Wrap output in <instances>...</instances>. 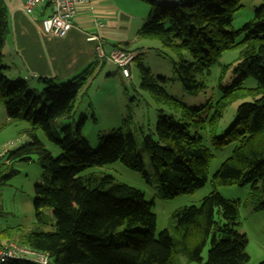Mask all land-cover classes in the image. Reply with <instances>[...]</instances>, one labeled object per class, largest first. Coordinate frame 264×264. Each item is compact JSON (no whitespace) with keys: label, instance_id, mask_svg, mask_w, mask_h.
I'll use <instances>...</instances> for the list:
<instances>
[{"label":"trees","instance_id":"16d2710c","mask_svg":"<svg viewBox=\"0 0 264 264\" xmlns=\"http://www.w3.org/2000/svg\"><path fill=\"white\" fill-rule=\"evenodd\" d=\"M146 1L150 10L136 36L155 39L175 52L173 68L186 92L201 91L209 67L223 52L238 49L231 61L236 76L228 86L219 84L222 96L209 121L214 149L229 142L235 145L212 175L210 191L199 205L175 209L170 214V226L155 233L153 202L145 200L141 190L106 172L87 171L119 160L146 176L127 120L123 128L98 134L100 145L96 149L81 133L83 116L78 122L56 124L58 119L73 118L78 92L95 75L92 65L59 84L51 78L43 79L40 92L30 88L22 77L10 79L2 63L9 31L7 8L0 0V102L6 116L4 124L25 121L27 125L20 127L18 134L28 136L1 158L0 185L18 173L12 166L14 161H29L34 155L42 170L33 187L34 223L27 228L16 225L0 229V242L15 239L46 253L49 264H184L181 257L187 263H201L208 242L207 259L202 264H245L249 260L247 236L236 230L241 201L225 198L218 187L248 186L244 206L252 211L264 210V0L237 29L231 23L247 0H184L172 5ZM140 58L136 53L140 88L172 110L165 113L159 109L154 132L142 137L161 196L170 199L191 193L206 183L211 156L202 137L191 131L194 123L203 122L193 117H198L204 106H187L170 96L161 84L165 78L154 77ZM229 64L221 67V75ZM248 79L255 85L244 86ZM237 100L241 102L235 121L224 135L216 136L215 122ZM37 129L59 149L57 156L38 138ZM45 207L50 213L43 211ZM52 220V229L45 230ZM115 233L122 241H114ZM3 264L38 263L15 259ZM257 264H264V258Z\"/></svg>","mask_w":264,"mask_h":264},{"label":"rangeland","instance_id":"374dc122","mask_svg":"<svg viewBox=\"0 0 264 264\" xmlns=\"http://www.w3.org/2000/svg\"><path fill=\"white\" fill-rule=\"evenodd\" d=\"M260 1H245L244 8L235 13L231 27L233 29L239 28L252 16L253 7ZM145 42L146 46L140 61L149 68L150 73L154 77L165 78V82L161 84H163L167 93L187 106H204L199 116L193 117L195 121L202 119L203 122L194 123L193 127H191V131H196L202 137L203 143L210 148L211 152L207 169V181L202 187L191 193L178 194L170 199H165L161 196L160 186L155 179L143 146L142 137L144 134L154 132L159 109H162L165 113H171L172 110L164 104H158L148 91L140 88V76L136 64L132 68L130 79L127 82H123L120 80L121 77L117 73L116 67L106 62L102 67V71L96 73L93 79H88L78 92L73 118L71 120L58 119L56 124L59 127L68 124L72 120L78 122L79 118L83 116L84 122L81 133L88 140L90 146L96 149L100 145L98 134L107 135L113 130L120 127L123 128L124 122L127 120L128 127L136 140L141 154L146 176L128 168L119 160L102 166H94L87 169V171L99 170L106 172L117 181L141 190L144 193L145 200L153 202L151 210L156 216L155 233H158L163 228L170 226V214L175 209L182 206L200 204L201 199L210 191L212 175L219 168L221 162L230 156L232 152L235 145L234 142H229L219 149L212 147L209 121L214 113L216 102L222 96L219 84L228 86L231 84L233 77L236 76V73L232 71L233 65H231V61L237 57L238 49L223 52L219 60L209 67V73L204 77V88L196 94H190L185 91L174 71V62L177 58L175 52L169 48L162 47L155 39H147ZM184 56L187 59L190 58L186 53ZM229 62V66L221 75V67ZM11 76H15V74L12 72ZM11 76L9 77L10 79H16ZM54 82L59 84L64 81L55 80ZM243 85L252 87L255 85V81L248 79ZM42 87L38 92L41 91ZM240 102V100L234 101L223 110L213 127V133L216 136L224 135L233 124L236 118V108ZM5 119V112L0 102V144L8 141V139L17 141V144L22 139L28 140L27 135L18 134V129L27 125L25 121L4 124ZM200 124H202L201 127H196V125ZM37 136L51 150L53 156L59 154V149L46 138L40 129H37ZM1 163L2 159H0V166ZM12 166L18 170V173L13 175L6 183L0 185V226L21 225L25 228L31 227L35 221L32 204L33 187L39 180L42 170L34 155L31 156L29 161H14ZM248 190V186H239L237 184L218 187V191L225 198L239 199L241 201L239 205V223L236 226V230L245 233L247 236L246 251L249 254V260L245 264H257L258 261L264 258V210L252 211L244 206L243 201L247 196ZM43 211L50 213V208L45 207ZM52 222L53 220L44 229H52ZM171 232L174 237V245L177 248L175 234L172 230ZM113 239L117 243L122 241V238L117 233L114 234ZM9 241L17 242L15 239ZM208 248L209 242L203 248L201 263H187L183 257L181 259L184 264H202L207 259Z\"/></svg>","mask_w":264,"mask_h":264},{"label":"crops","instance_id":"0c3cea01","mask_svg":"<svg viewBox=\"0 0 264 264\" xmlns=\"http://www.w3.org/2000/svg\"><path fill=\"white\" fill-rule=\"evenodd\" d=\"M23 2L4 0L9 31L2 63L8 77L13 72L15 76L11 77L26 79L33 90L39 91L43 79L65 81L91 65L95 74L101 72L108 61L97 57L98 42L105 54L120 47L142 55L146 46L147 39L136 36L150 10L146 0H86L78 7L73 26L63 37H50L42 29L41 19L50 12L48 3H42L29 15Z\"/></svg>","mask_w":264,"mask_h":264},{"label":"built area","instance_id":"2783aa9c","mask_svg":"<svg viewBox=\"0 0 264 264\" xmlns=\"http://www.w3.org/2000/svg\"><path fill=\"white\" fill-rule=\"evenodd\" d=\"M86 0H24L23 9L33 15L42 3H48L50 12L41 19L44 33L50 37H63L73 26V19L78 7ZM96 39V37H95ZM96 53L99 59L112 63L122 79L128 81L134 64L135 52L120 47L112 48L108 54L103 51L101 42L96 44ZM16 141L8 140L0 144V159L15 145ZM15 259H25L38 264H49L46 253L31 249L15 241L0 242V264Z\"/></svg>","mask_w":264,"mask_h":264},{"label":"water","instance_id":"95a60500","mask_svg":"<svg viewBox=\"0 0 264 264\" xmlns=\"http://www.w3.org/2000/svg\"><path fill=\"white\" fill-rule=\"evenodd\" d=\"M162 4H165V5H172V4H178L184 0H156Z\"/></svg>","mask_w":264,"mask_h":264}]
</instances>
